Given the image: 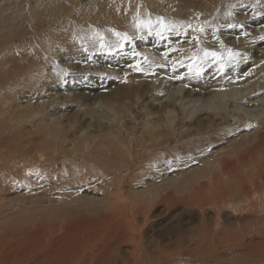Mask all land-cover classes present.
<instances>
[{
  "label": "rangeland",
  "instance_id": "rangeland-1",
  "mask_svg": "<svg viewBox=\"0 0 264 264\" xmlns=\"http://www.w3.org/2000/svg\"><path fill=\"white\" fill-rule=\"evenodd\" d=\"M0 5V15L4 9L12 25L22 20L28 34L17 35L6 26L14 47H24L19 57L0 56V114L9 115H0V158H9V164L15 159L20 169L10 164V170L1 174L15 175L19 170L22 174L26 166L43 172L41 179L30 174L31 188L25 195L0 191V223L6 221L13 228L50 225L51 233L56 223L62 234L90 221L82 240L89 234L91 240L97 239L94 243L112 237L110 223H122L124 239L114 252L111 247L104 250L109 261L104 264H135L139 259L141 264H264V176L255 168L264 163V142H254L264 121L254 123L248 113L234 111L235 99L254 79L249 72L231 74L239 59L258 62L254 73L259 74L254 77L264 74V0H0ZM45 11L53 19L44 17ZM12 12L20 14L17 20ZM41 16L44 20L38 21ZM199 80L206 93L194 88ZM192 89L196 93L189 96L194 101L189 105L205 108L204 112L216 106L213 101L227 102L216 119L210 116L216 123L199 133L191 128L196 117H184L187 105L175 102ZM263 97L264 93L251 102L256 106L243 108L264 112ZM8 102V112L19 116L16 121L6 112ZM236 112L249 120L228 132V121ZM116 122V140H111L109 127ZM15 147L17 153L12 151ZM120 148L125 155L130 151L137 156L128 161V172L121 166ZM214 152H220L216 171L194 168L200 160L214 159ZM40 153L45 154L43 160ZM250 159L258 163L252 166ZM223 161L229 163L226 171ZM216 177L221 190L213 187ZM243 183L247 194L240 189ZM212 193L213 201L199 204ZM101 215L106 216L103 221ZM66 222L76 225L62 230ZM39 236L37 241L50 238ZM89 250L95 253V248ZM144 254L149 257L146 262Z\"/></svg>",
  "mask_w": 264,
  "mask_h": 264
},
{
  "label": "bare ground",
  "instance_id": "bare-ground-1",
  "mask_svg": "<svg viewBox=\"0 0 264 264\" xmlns=\"http://www.w3.org/2000/svg\"><path fill=\"white\" fill-rule=\"evenodd\" d=\"M27 1V0H26ZM31 1V0H30ZM59 1H61V0H59ZM87 1V0H86ZM95 1V0H94ZM103 1H106V0H102V2ZM114 1H116V0H114ZM50 2V1H49ZM58 2V1H57ZM100 2V1H99ZM107 2H109V1H107ZM46 3V2H45ZM48 3V2H47ZM62 3H64V2H62ZM84 3V2H83ZM98 3V2H97ZM11 4V3H10ZM53 4V3H52ZM61 4V3H60ZM106 4V3H105ZM110 4V3H109ZM115 4H118V2H116ZM7 5V4H6ZM26 5V4H25ZM45 5H49V3L48 4H45ZM56 5V4H55ZM63 5V4H62ZM66 5V4H65ZM89 5H92V4H89ZM1 6V5H0ZM9 6H12V5H9ZM14 6V5H13ZM22 6V5H21ZM82 6V5H81ZM95 6V5H94ZM101 6V5H100ZM174 6V5H173ZM55 7H58V6H55ZM78 7V6H77ZM3 8V7H2ZM5 8H7V7H5ZM54 8V7H53ZM109 9H110V7H108ZM15 9V8H14ZM74 9V8H73ZM19 10H21V9H19ZM24 10H26L27 11V9H24ZM40 10V7H38V11ZM43 10V9H42ZM10 11V10H9ZM25 11V12H26ZM44 11V10H43ZM14 12H19V11H14ZM14 12H12L11 13V16H13L12 17V19L13 20H17V16H19L20 14L19 13H17V14H15ZM21 12V11H20ZM33 12V14L32 15H34V11H32ZM46 12V11H45ZM62 12V11H61ZM2 15H0V49H1V47L3 48V50H2V52L0 53V56L1 57H6V58H8V57H12V55L13 54H17L16 56H21V55H19L18 53H20L19 51L20 50H22V47H24V45L22 44V45H17V47L15 48L14 47V45H15V40H13L12 42L10 41V39H11V37H13L12 36V31H7V32H9V36L6 34V26H11V28H12V30L13 29H15L14 31V33L15 34H17V35H20V36H24V35H26L27 33L25 32V30L23 31L22 30V25L25 27L26 25H24V22L22 21V20H20V21H16L13 25L11 24V22L5 17V10L3 9L2 10ZM21 13H23V12H21ZM41 13H43V12H41ZM50 13H52V11L50 12ZM53 13H55V12H53ZM52 13V14H53ZM199 13V12H198ZM1 14V13H0ZM204 14V13H203ZM23 15H27V13L26 14H24L23 13ZM56 15V14H55ZM75 15V14H74ZM8 16V15H7ZM48 16H49V12H46L45 13V16L44 17H47L48 18ZM52 16V15H51ZM50 16V17H51ZM201 16V15H200ZM48 18V19H53V18ZM53 17H55V16H53ZM57 17H58V15H57ZM39 18V17H38ZM78 18V17H77ZM44 20V18L41 16L40 18H39V20L38 21H43ZM25 21H27V20H25ZM29 21V20H28ZM35 21V20H34ZM51 21V20H50ZM33 22V21H32ZM65 22V21H64ZM173 22V21H172ZM42 23V22H41ZM41 23L39 24V25H41ZM56 23V22H55ZM58 23V22H57ZM60 23V22H59ZM63 23V22H62ZM69 23V22H68ZM74 23V22H73ZM45 24H47V22H45ZM49 24V23H48ZM53 24H54V22H53ZM61 24V23H60ZM80 24V23H79ZM248 24V23H247ZM38 25V26H39ZM50 25H51V23H50ZM245 25V24H244ZM28 26V25H27ZM48 26V25H47ZM59 26V25H58ZM58 26H56V27H58ZM257 26V25H256ZM259 26V25H258ZM51 27V26H50ZM125 27H127V26H125ZM39 28V27H38ZM41 29H44V27L43 28H41ZM53 29V28H52ZM126 29V28H125ZM201 29V28H200ZM28 30H30V29H28ZM27 30V31H28ZM35 30V29H34ZM45 30V29H44ZM47 30V29H46ZM36 31V30H35ZM40 31V30H39ZM213 31V30H212ZM247 31H249V29L247 30ZM255 31V30H254ZM256 31L258 32L259 30L258 29H256ZM31 34H32V32L31 31H29ZM43 32V31H42ZM45 32V31H44ZM37 33V35L36 36H34L35 38L38 36V34L40 33H38V32H36ZM243 33V32H242ZM245 34V33H244ZM257 34V33H256ZM28 35V34H27ZM33 35V34H32ZM197 35V34H196ZM255 35V34H254ZM259 36V35H258ZM34 37H32V38H34ZM174 37V36H173ZM159 38V37H158ZM37 39V38H36ZM28 40V39H27ZM38 40V39H37ZM40 40H41V38H40ZM155 40V39H154ZM244 40V39H243ZM21 41H23V40H21ZM30 41V43H28ZM27 43L29 44V45H33V44H31V40H29ZM34 41V40H33ZM189 41V40H188ZM196 41V40H195ZM159 42H161V41H159ZM36 43V42H35ZM166 43V42H165ZM183 44V43H182ZM37 46V45H36ZM6 47V48H5ZM13 47V48H12ZM228 47V46H227ZM27 48V47H26ZM29 48H31V46L29 47ZM33 48H34V45H33ZM146 51V50H145ZM263 51V50H262ZM261 51V52H262ZM217 52V51H216ZM259 52V51H258ZM49 53H50V51H49ZM208 53L207 52H205L203 55H207ZM213 54V53H212ZM211 54V55H212ZM219 54V53H218ZM262 54V53H261ZM264 54V53H263ZM57 55V54H56ZM161 56V55H160ZM209 56H210V54H209ZM218 56H221V54L220 55H218ZM217 56V57H218ZM45 57V56H44ZM166 57V56H165ZM207 57H208V55H207ZM211 57V56H210ZM208 58V59H210V61H211V58ZM215 57V56H214ZM217 57H215V58H217ZM247 57V56H246ZM204 58H206V57H204ZM212 58H213V55H212ZM220 58V57H219ZM222 58V57H221ZM236 58V57H235ZM44 59V58H43ZM85 59V58H84ZM11 60V59H10ZM180 60H182V59H180ZM262 60V59H261ZM86 61V60H85ZM209 61V62H210ZM215 61V60H214ZM45 62V61H44ZM253 62H255V60L253 61ZM253 62H251V60H248V59H239L238 60V62H237V64H236V68H235V71L233 72V73H231V74H233V75H235V76H237V75H239V76H241L242 75V73L243 72H249V73H251V79H254L253 80V82H252V84L249 86V87H247V89L244 91V93L241 91V95H239V97L237 98V99H235L236 100V106H234L235 107V109L236 110H234V111H240V110H243L245 113H248L249 114V116H252V118L253 119H251V120H253L252 122H260V123H262L261 121H264L263 119H264V112H263V109H261V110H259V109H254V110H246L245 108H243V107H245V106H252V105H255L256 106V104H251V102L252 101H258V98L260 97V96H262V94L264 93V74H263V76L262 77H254V76H257L258 74H259V72L258 73H254L255 71H256V63H258V62H255V63H253ZM3 63V62H2ZM126 63H128V62H126ZM0 64H1V62H0ZM203 64V63H202ZM206 64V63H205ZM214 64V63H213ZM9 65V64H8ZM44 65V64H43ZM123 65H125V64H123ZM184 65V64H183ZM129 66H130V64H129ZM128 66V67H129ZM131 66H132V64H131ZM144 66V65H143ZM203 66V65H202ZM212 66V65H211ZM11 65H10V69H11ZM123 67V66H122ZM126 67V66H125ZM192 67H193V65H192ZM197 67V66H196ZM213 67V66H212ZM4 68V67H3ZM13 68V67H12ZM26 68V67H25ZM175 68H177V67H175ZM190 68V67H189ZM208 68V67H207ZM2 69V68H1ZM193 69V68H192ZM191 69V70H192ZM197 69V68H196ZM5 70V69H4ZM21 70V69H20ZM26 70H28V69H26ZM215 70V68L214 69H212V71H211V73H213V72H215L214 71ZM231 70V69H230ZM2 71V70H1ZM9 71V70H8ZM11 71V70H10ZM13 71V70H12ZM188 71H190V70H188ZM220 71V70H219ZM19 72H23V71H18V73ZM29 72V71H28ZM207 73V72H206ZM210 73V74H211ZM264 73V72H263ZM21 74V73H20ZM213 75V74H212ZM161 76V75H160ZM167 76V75H166ZM2 77V76H1ZM193 77V76H192ZM208 78H209V76H207ZM229 77V76H228ZM249 77V78H250ZM17 78V77H16ZM156 78V77H155ZM175 78V77H174ZM186 78V77H185ZM206 78V77H205ZM169 79V78H168ZM217 79V78H216ZM216 79H214L212 82H214ZM188 80V79H187ZM186 80V81H187ZM189 80H190V78H189ZM188 80V81H189ZM226 80V79H225ZM24 81V80H23ZM194 81H195V79H194ZM221 81V80H220ZM12 82H14V81H12ZM17 83V82H16ZM16 83H14L15 85H12V86H16ZM175 83V82H174ZM180 83V82H179ZM211 83V82H210ZM4 84H7V81H5V83ZM8 84H10V83H8ZM178 84V83H177ZM180 84H182V82L180 83ZM190 84H192V83H190ZM202 85V83H201V80H199V82H198V84L194 87V88H200V90L198 91V92H201V91H203L204 92V88L201 86ZM216 84H214V85H212V86H215ZM217 85H219V84H217ZM19 86V85H18ZM11 87V86H10ZM7 88V89H11V88ZM216 87V86H215ZM218 87V86H217ZM141 88V87H140ZM171 88V87H170ZM180 88H182V87H180ZM5 89V88H4ZM78 90V89H77ZM132 90H137L136 88H134V89H132ZM182 90V89H181ZM189 90H190V88H189ZM212 90V89H211ZM210 90V91H211ZM138 91V90H137ZM136 91V92H137ZM225 91V90H224ZM134 92V91H133ZM182 92V91H181ZM6 93V92H5ZM69 93V92H68ZM79 93V92H78ZM87 93V92H86ZM194 93H196V90L195 89H192L191 91H186V93L185 94H183L182 96H178L177 98H176V103L178 102L179 103V105H181L182 104V106H185V105H187V108H185V109H182L183 110V112H184V117L187 119V118H189L190 120L191 119H193V117H196L195 118V120H194V122H192V127L191 128H193V130L194 131H196V132H203V131H205V130H208V129H210L213 125L211 124V123H216V117H218L219 116V112L220 111H222L223 110V112H224V109L226 108V106H227V102H226V100H221V101H213V103L216 105L215 107H212L211 109H210V111H206V112H204V111H202V110H205V108H199V107H197V106H195V107H192V106H190L189 104L191 103V99H192V97H189V96H192V94H194ZM204 93H206V92H204ZM213 93V92H212ZM223 93H226V92H223ZM235 92H233L232 94H234ZM112 94H114V96L116 95L114 92L112 93ZM134 94V93H133ZM137 94V93H136ZM214 94V93H213ZM235 94H238V93H235ZM20 95V94H19ZM65 95V94H64ZM100 95V94H99ZM218 95V94H217ZM217 95H215V97L217 96ZM18 96V95H17ZM98 96V95H97ZM109 96H110V94H109ZM113 95L112 96H110L111 98L112 97H114ZM222 96H226V94H224V95H222ZM233 97H234V95H232ZM219 97H221V96H219ZM231 97V96H230ZM17 98V97H16ZM3 99H5V97L3 98ZM186 99V100H185ZM188 99V100H187ZM264 99V97L262 98V99H260V100H263ZM183 100H185V103H181V101H183ZM19 101V100H18ZM2 102H4V101H2ZM20 102V101H19ZM192 102H194V101H192ZM22 103V102H21ZM174 102H172L171 104H173ZM218 103V104H217ZM2 104V103H1ZM16 104V103H15ZM15 104H13V105H15ZM18 105H21V104H19L18 103ZM39 105H41V104H39ZM177 105V104H176ZM209 105H211V104H209ZM1 106V105H0ZM7 106H8V109L6 110V112H8V110H9V106H10V104H9V102H8V104H7ZM3 107V106H2ZM149 107H151L150 105H149ZM175 107V106H174ZM23 107H21L20 109H22ZM164 108V107H163ZM146 109V108H145ZM14 109H12L11 108V111H13ZM166 110H168V109H166ZM175 110V109H174ZM170 111H172V109L170 110ZM202 111V113H200ZM236 112V113H237ZM4 113V112H3ZM8 113H10V112H8ZM20 113V112H19ZM18 113V114H19ZM207 113V114H206ZM12 114V112L10 113V115ZM20 114H22V112L20 113ZM244 113L243 112H241V114H239V113H237L236 114V116H235V118H234V120L233 121H228V125H227V131L229 132L230 131V129L233 127V126H240V127H244L245 126V124H247V120H249V119H247V118H245L244 117V115H243ZM1 115V117H4V118H6V117H8L9 115H6V114H0ZM6 115V116H5ZM30 115H31V113H30ZM173 116L172 117H170V119H169V123L172 125V123H173V120H174V118H175V114H172ZM211 115H213V118H215V119H211L210 118V116ZM197 116H201V117H197ZM177 117V116H176ZM11 118L14 120V121H16V119H19V116H17V114H15V113H13L12 115H11ZM32 118V117H31ZM9 119H10V117H9ZM29 119V118H28ZM30 120V119H29ZM220 120V119H219ZM7 121H9V120H7ZM21 121V120H20ZM20 121L19 122H17V123H20ZM183 121V120H182ZM219 122V121H218ZM217 122V123H218ZM114 123V122H113ZM145 123V122H144ZM249 123H251V122H249ZM15 124V123H14ZM148 124V123H147ZM150 124V123H149ZM174 124H176V123H174ZM110 125V124H109ZM112 125V124H111ZM110 125V127L109 126H106V127H109V129H111L109 132H108V134H110L109 135V137L111 138V140H116V139H114V137L116 136L115 135V132H114V129H115V127H117V125H118V122H116L115 123V125L113 126H111ZM120 125V124H119ZM124 126V125H123ZM148 126V125H147ZM146 126V127H147ZM191 126V125H190ZM105 127V128H106ZM149 127V126H148ZM154 128V127H153ZM147 129V128H146ZM152 129V128H151ZM170 129H172V126H170ZM248 129V128H247ZM119 130V129H118ZM16 131V130H15ZM107 131V130H106ZM150 131V130H149ZM170 132H172V131H170ZM244 132V131H243ZM245 132H247V131H245ZM1 133V132H0ZM104 133V132H103ZM105 133H107V132H105ZM174 133V132H173ZM185 133V132H184ZM184 133H182V134H184ZM241 133V132H240ZM254 133H256L255 131H254ZM108 134H105L106 136L108 135ZM120 134V133H119ZM152 134H155L154 136H156V132L155 133H152ZM187 134V133H186ZM0 135H2V134H0ZM118 135V134H117ZM127 135V134H126ZM131 135V134H130ZM158 135V134H157ZM170 135H172V133H170ZM223 135V134H222ZM251 135V134H250ZM122 136V135H121ZM128 136V135H127ZM143 136V135H142ZM152 136V135H151ZM210 136V135H209ZM214 136V135H213ZM16 137H18V136H16ZM103 137V136H102ZM108 137V136H107ZM106 137V138H107ZM119 137V136H118ZM123 138V137H122ZM142 138V137H141ZM155 138H157V137H154L153 139H155ZM191 138H193V137H191ZM190 138V139H191ZM251 138V137H250ZM2 139V138H1ZM108 139V138H107ZM119 139H120V137H119ZM158 139L160 140V138L158 137ZM246 139H248V138H246ZM245 139V140H246ZM21 140V139H20ZM102 140V139H101ZM124 140V139H123ZM194 140V139H193ZM210 140V139H209ZM215 140V139H214ZM255 140L256 141H254V142H259V144L261 143V142H264V126L262 127V129H260V130H257V134H256V136H255ZM119 142H120V140H118ZM205 141H206V139H205ZM213 141V140H212ZM251 141V140H250ZM96 142H98V141H96ZM107 142V141H106ZM117 142V141H116ZM142 142V141H141ZM149 142H154V140H151V141H149ZM157 142V141H156ZM194 142H195V140H194ZM28 143V142H27ZM185 143V142H184ZM255 143V144H256ZM185 144H187V143H185ZM194 144V143H193ZM197 144V143H196ZM264 144V143H263ZM6 145V144H5ZM17 145V144H16ZM15 145V146H16ZM262 145V144H261ZM26 146H27V144H26ZM119 146H121V144H119ZM20 147V146H19ZM19 147H15V148H13V152L15 153L17 150H18V148ZM33 147H35L34 145H33ZM1 148H3V147H1ZM95 148V147H94ZM115 148V147H114ZM197 148V147H196ZM4 149H5V147L2 149L3 151H4ZM9 150H10V148H8ZM189 149V148H188ZM188 149L186 150V151H188ZM257 149H259V148H257ZM31 150H33V149H31ZM260 150V149H259ZM263 150V149H262ZM5 151H7V150H5ZM21 151V150H20ZM19 151V152H20ZM28 151V150H27ZM185 151V150H184ZM0 152H1V150H0ZM18 152V151H17ZM16 152V153H17ZM63 152V151H62ZM198 152V151H197ZM14 153L12 154V155H14ZM92 153V152H91ZM189 153V152H188ZM218 153H220V152H218ZM218 153H215L214 152V156H212V158H214V159H212V160H206V161H201L200 160V164L198 165V166H195L194 168L196 169H206V166H207V169L208 170H210V169H212L213 171H216L217 170V163H216V160H217V158H218ZM264 153V152H263ZM8 154V153H7ZM20 154H23L24 155V157H26V156H28L26 153H24V151H21V153ZM138 154H141V153H138ZM253 154V153H252ZM262 154V153H261ZM11 154H9L8 156H10ZM12 155L10 156V158L12 157ZM246 155H247V153H246ZM251 155V154H250ZM1 156V155H0ZM32 156H33V154H32ZM37 156H38V158L39 159H41V160H43V158L45 157V154L44 153H40V154H37ZM259 156V155H258ZM20 157H22V156H20ZM73 157V156H72ZM85 157H89V156H85ZM119 157H120V159H121V166L123 167V169L125 170V171H127L128 172V170H129V162L128 161H134V158L133 157H137V156H135V154H132V155H130V151H129V153L127 154V155H125L124 154V152H122L121 151V148H120V150H119ZM210 157V156H209ZM248 157L249 156H247V159H248ZM1 158H2V156H1ZM0 158V159H1ZM15 158V157H14ZM76 158V157H75ZM80 158H81V160L83 159V162L85 161L84 160V158H82V155L80 156ZM6 159V158H5ZM5 159H1L0 160V191H2V190H10V191H12V192H14V193H22V195H25V194H27V191L28 190H30V188H31V182H32V178L30 177V174H33V173H37V175H38V177L41 179L42 177H41V175L43 174V172L41 171V170H39L37 167H23L24 169H23V171H22V174L18 171L15 175H2L1 174V172L3 171V170H5V169H7V170H10L8 167L10 166V164L8 163V162H10V161H8L9 160V158L7 159V161H4ZM21 159V162L22 161H25V160H22V158H20ZM24 159V158H23ZM29 159V161H31V160H33V157H30V158H28ZM74 159V158H73ZM119 159V160H120ZM132 159V160H131ZM240 159V158H239ZM256 159V158H255ZM260 159V158H259ZM262 159V158H261ZM3 160V161H2ZM10 160H13V159H10ZM15 160V159H14ZM14 160H13V163L11 164V166L10 167H14V169H17L19 166H18V161L15 163L14 162ZM27 160V159H26ZM236 160V159H235ZM252 162V166H254L255 164H257L258 162L256 161V160H258V159H256L255 160V162H257V163H254V160H252V159H250ZM28 161V160H27ZM77 161V160H76ZM149 161V160H148ZM244 161V160H243ZM263 161H264V159H263ZM20 162V161H19ZM26 162V161H25ZM241 162H242V158H241ZM31 164H32V162H30ZM86 163V162H85ZM20 164H23V163H20ZM30 164V165H31ZM90 164V163H89ZM228 164L229 163H226L225 161H223V163H222V165H223V171H226V167L228 166ZM240 164V163H239ZM248 164H250V163H248ZM32 165H35V164H32ZM232 165V164H231ZM234 165V164H233ZM22 166V165H21ZM29 166V165H28ZM50 166V165H49ZM230 166V165H229ZM248 166V165H247ZM83 167V166H82ZM87 167V166H86ZM191 168H192V166H191ZM190 168V170L191 171H194V172H198L197 170L195 171V169L193 168V169H191ZM228 168H230V167H228ZM234 168V167H233ZM256 169H258V168H260L261 170H259L260 171V174L259 175H263L264 176V163L263 164H258V165H256V167H255ZM18 169H20V168H18ZM232 169V168H231ZM92 170V169H91ZM124 170H122V171H124ZM189 170V171H190ZM230 170V169H229ZM228 170V171H229ZM186 171V170H185ZM203 171H205V170H203ZM202 171V172H203ZM227 171V172H228ZM247 171V170H246ZM82 172V171H81ZM221 172V171H220ZM258 173V172H257ZM48 174V173H47ZM107 174H110V173H107ZM189 174V173H188ZM178 175V174H177ZM44 176V175H43ZM46 176V175H45ZM124 177V176H123ZM257 177V176H256ZM76 178V177H75ZM81 178H82V176H81ZM244 178V177H243ZM73 179V178H72ZM77 179V178H76ZM83 179V178H82ZM85 179V178H84ZM219 179V177L217 178H215L214 179V181H215V183H214V185H213V187H216L218 190H221V189H223L222 188V186H221V184L219 183V181L220 180H218ZM78 180H80V179H78ZM77 180H75V182H76ZM222 181V180H221ZM195 183V182H194ZM213 183V182H212ZM227 183V182H226ZM225 183V184H226ZM77 184V183H76ZM79 184V183H78ZM114 184V183H113ZM123 184V182L121 181L120 182V184H119V187L121 186ZM115 185V184H114ZM206 185H208V183L206 184ZM77 186V185H76ZM79 186V185H78ZM77 186V187H78ZM251 186V185H250ZM207 187V186H206ZM156 189V188H155ZM155 189H153V190H155ZM240 189H241V191H242V194H247V193H249V188H247L245 185H244V183H243V185H241L240 186ZM197 190H200V189H197ZM205 190H207V189H205ZM75 191V190H74ZM149 191H151V190H149ZM203 191V190H202ZM236 191H237V189H236ZM213 192V191H212ZM238 192V191H237ZM237 192H236V194H237ZM191 193V192H190ZM189 194V193H188ZM196 194H198V193H196ZM190 195V194H189ZM210 195V194H209ZM209 195H207L208 196V199H206V196L202 199V200H200L199 201V204H201V205H203L202 203H205V202H208V200H212L213 201V199L215 198V195H214V193H212L210 196ZM192 196V195H191ZM166 197V196H165ZM77 198V197H76ZM222 198V197H221ZM187 201H189V203H191V200H188V198H185ZM189 199H191V198H189ZM165 202V201H164ZM255 203V202H254ZM69 204V203H68ZM210 204V203H209ZM3 210V209H2ZM213 210V209H212ZM262 210H264V209H262ZM9 210L8 209H6V211H5V214H8L7 212H8ZM92 211V210H91ZM1 212H3V211H1ZM4 213V212H3ZM20 213V212H19ZM9 215V214H8ZM106 216H102L101 215V220L103 221V218H105ZM86 218H88V217H86ZM82 221H83V219H81ZM20 221V220H19ZM13 221H10V223H12ZM54 222V221H53ZM121 222V221H120ZM2 223L3 224H5L6 226H1L0 225V264H95L96 263V261L98 260V259H100V258H103V261H102V264H104V263H106L105 262V260H107L106 258H104V256H103V252H104V250L106 249V248H108V247H111V249L113 250V252H114V250H116V247H117V245L119 244L118 243V241H121V240H123L124 238H123V236H124V232L123 233H120L121 232V230H123V228H124V226H123V224L122 223H119V222H114V224H112V223H110V225L113 227V230L112 229H110V227L111 226H109V227H104V229H106V230H108V229H110V231H111V233H112V237L110 236V237H107V238H103L102 239V241H97L96 243H94L97 239H92L91 240V237H90V235L89 234H86L85 235V239H83L82 240V235L84 234V233H86V231H87V229H88V226L89 225H91V222L90 221H85L84 223L82 222L81 224H78L77 225V227L76 228H74V230H70V231H64L62 234H59L58 233V229H59V226L55 223V225L53 226V228L55 227V232L54 233H51L50 231H49V227H50V225L49 226H45V228H37V226L38 225H35V224H33L32 225V227H30V226H25V227H20L21 226V224L20 225H18L19 226V228H13V227H11V226H9L8 224H6V221H3L2 220ZM2 223H0V224H2ZM47 223V222H46ZM105 224H106V221H105ZM76 225V223L75 222H66L65 223V225L63 226V225H61V226H63L62 227V230H64V228H73L74 226ZM39 227V226H38ZM52 229V228H51ZM60 231V230H59ZM53 232V231H52ZM120 233V234H119ZM39 235H42V237L41 238H43L45 235L47 236H50V238L47 240V242H44V240H40V241H37V240H39L40 238H38V236ZM13 237V241L11 240V238ZM40 237V236H39ZM232 237V236H231ZM223 240V239H222ZM10 242L11 244H10V246L9 247H7L6 246V244H7V242ZM251 245V244H250ZM243 246H245V244L243 245ZM255 247V246H254ZM91 248H95V253H90V250L89 249H91ZM93 251V250H92ZM245 251H247V250H245ZM249 251V250H248ZM255 252H256V250H255ZM85 253H87V257L85 258V259H83V256H84V254ZM144 256V261L146 262V259H148L149 257L146 255V254H144L143 255ZM246 257V256H245ZM143 260V259H142ZM142 260H135L136 262H138V263H135V264H141L140 262L142 261ZM111 261V260H110ZM107 262H109L108 260H107ZM147 264V263H146Z\"/></svg>",
  "mask_w": 264,
  "mask_h": 264
},
{
  "label": "snow or ice",
  "instance_id": "snow-or-ice-1",
  "mask_svg": "<svg viewBox=\"0 0 264 264\" xmlns=\"http://www.w3.org/2000/svg\"><path fill=\"white\" fill-rule=\"evenodd\" d=\"M213 55H215V54H213Z\"/></svg>",
  "mask_w": 264,
  "mask_h": 264
}]
</instances>
